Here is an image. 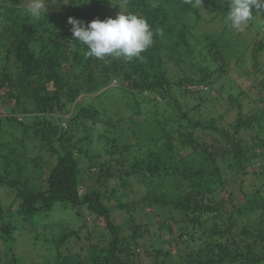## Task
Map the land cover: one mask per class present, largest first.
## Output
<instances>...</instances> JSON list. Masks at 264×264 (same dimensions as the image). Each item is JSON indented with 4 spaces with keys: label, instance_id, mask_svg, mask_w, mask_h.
I'll list each match as a JSON object with an SVG mask.
<instances>
[{
    "label": "trees",
    "instance_id": "obj_1",
    "mask_svg": "<svg viewBox=\"0 0 264 264\" xmlns=\"http://www.w3.org/2000/svg\"><path fill=\"white\" fill-rule=\"evenodd\" d=\"M44 2L46 10L33 17L24 0H0V136L7 151L0 170V243L31 246L34 264H137L139 247L153 264H166L159 259L175 254L155 248L161 231L180 247L186 218L193 223L189 232L200 226L206 239L183 243L189 251L174 264H264V165L253 173L263 187L242 192L236 205L218 164V157L229 156L243 169L258 157L242 148L251 131L258 141L264 129V109L249 100L252 94L264 105V27H253L257 11L234 29L226 22L230 0H201L198 8L185 0ZM110 2L150 25L153 43L143 59L89 57L73 38L69 17L85 24L114 18L106 10ZM245 67L259 74L241 73ZM233 69L238 80L260 78L259 87L228 95V108L209 107L220 94L218 82L225 78L229 85ZM116 91L131 99L125 118H110L103 107L116 100ZM200 134L216 140L204 147ZM222 142L228 150L217 156ZM83 174L91 182L85 193L79 190ZM219 190L227 198L214 199ZM144 203L152 210L144 229L132 219L114 223V210L132 214ZM54 208L66 210L67 218L46 222ZM88 213L110 238L86 237L85 253L73 252L71 239L94 225ZM6 259L22 264L16 256Z\"/></svg>",
    "mask_w": 264,
    "mask_h": 264
},
{
    "label": "rangeland",
    "instance_id": "obj_2",
    "mask_svg": "<svg viewBox=\"0 0 264 264\" xmlns=\"http://www.w3.org/2000/svg\"><path fill=\"white\" fill-rule=\"evenodd\" d=\"M30 3V0H24V7L28 8V5ZM106 10L108 12V14L114 16L117 15V13H119L120 11L123 12L125 14V9L123 8L122 5L120 4H111L108 7H106ZM257 11V10H256ZM264 8H261L258 10V14L260 15V17L256 18L254 21V25L253 27H264V23L262 21V18L264 17ZM263 16V17H262ZM241 73L243 74H259V73H253V69L251 67H245V68H241ZM231 78H230V82L229 85L227 84V81L225 80V78L222 81L218 82V87L219 88H215L217 89V91L220 92L219 96L216 99L213 100H208V106L213 108L214 105H217L219 107L222 108H228L230 107V101L228 100V95H232L237 96L238 94H240L241 91L247 90V89H251L249 88V85L251 86L252 84H254V86L259 87V82L261 81L260 78L256 79V80H252L251 78L248 79L247 84L245 81L242 80H238V78H234L236 77L233 74H237L236 69H233L231 72ZM219 80V79H218ZM217 80V81H218ZM239 83V85H238ZM254 93V92H253ZM116 95V100L110 104V106L108 105H104L103 107L107 110L108 112V116L110 118L115 119V117L118 115L120 117L125 118L127 116L128 113H130V111H128L129 107H127V105L131 102L130 97L128 96V94L123 95L120 91H116V93H114ZM249 94V93H248ZM90 99H93V97H91ZM80 102L83 100L82 97H80ZM249 100H251V103H255L257 105H255V107H260L261 109H264V105L259 104L258 100L259 98H254L252 94L249 95ZM202 101V99H201ZM200 101V102H201ZM253 101V102H252ZM108 104V102H106ZM250 103V102H249ZM106 106V107H105ZM2 108V107H1ZM0 108V118L2 119L5 116V109H1ZM21 118V117H20ZM225 120L228 121V117H225ZM221 123L223 125L226 126L225 121H223L221 119ZM260 130V137L259 140L257 141L255 138L256 135V131H251L249 137L243 142V146L242 148L245 149L246 152V156L247 157H251L253 154H257L258 157L257 159H250L245 165L243 169H240L237 167V163L233 162L232 163V159L229 156H223V160H220L221 157H218V164H219V170L221 173V177L223 178V180H229V182L225 185V192L228 190H231V192H233L234 194V203L236 205L241 204L243 202V195L242 192H246V193H251V192H255V190L257 188H262V178H256L253 173L255 171H260L263 168L264 165V129H259ZM205 134H200V136L198 137L200 140V144H202L204 147H209V144L213 143L214 140H212L209 136L204 137ZM208 139V140H207ZM5 142V140L1 139L0 136V170L3 164V156L7 153L6 149L1 147V143ZM216 142V141H215ZM221 149L223 150H228V146L226 143L222 142L221 146H218L215 151L217 152V156L218 154L221 153ZM201 157V161L205 160V156H200ZM244 161V158L242 159ZM231 162V163H230ZM243 173H247L248 176L246 175H242ZM232 179L235 180V182L231 181ZM243 180V184H241L242 186V191L239 189V182L240 180ZM89 178L86 176V174H83V180L81 182V185L79 186V190L81 193H85L86 190H88L89 188H91V182L88 181ZM261 191H263V189H260ZM142 194V193H141ZM141 194L136 195V200L141 198ZM143 195H145L143 193ZM213 197V196H212ZM219 197L222 198H227L226 193H224V191L219 190L217 195H214V199H218ZM210 200H214L213 198L209 197ZM228 203V202H227ZM142 207L144 209L142 210H137L134 209L132 214H126L123 211H119V210H114V213L112 214V217L114 218V223L116 225H121L124 226V224H128V221H130L131 219L133 221H135V223L140 224L142 226V228L144 229L146 224L151 220V217L148 216L147 214L149 213V211H152L151 209L148 208L147 204H141ZM229 205V204H228ZM227 205V206H228ZM229 207V206H228ZM66 210L63 209H58L54 208L48 215V218L45 220L46 222L50 223L51 220H57V219H64L67 218L66 216ZM72 213V211H71ZM69 214V213H68ZM176 214V213H174ZM92 215L90 213H88L89 217L86 220H89L92 226V223H94L92 229H86L83 228V230H80V235H81V239H78L77 237H74L73 239H71V241L68 243L69 244V248L73 251V252H77V253H81L84 254L85 251L83 250V245L86 242V237L87 238H91V241L94 242L99 235V238H102L104 240V242L107 240H109L110 235L107 233V231L103 228L102 226V222L100 221V219H96L95 217H91ZM261 217H258V220ZM264 218V216H263ZM37 219H34V221L36 222ZM185 223H183V228L182 230L185 231V234L183 236V241L181 242V246L180 247H176V240L174 237H172L167 231H161L162 234V239L160 240V244H158L155 248L158 249L159 247L163 248V249H169V251L171 252V254H175L174 256H172V258H160L159 260L161 261H165L166 264H174V260L178 257L184 258L186 255V252L189 251V249H187L188 246L184 245L183 243H188L187 245H191L193 243H191L192 240H198V237H201V239H206L205 234H201L202 232V228L196 227L198 232H196L197 230L195 229V231L193 233H190L189 230L191 229L193 223L191 220L187 221V219L185 218ZM253 222V220H249L246 222V225H248V223ZM244 223V222H243ZM78 224L79 221H76V223L72 226L73 228L78 229ZM245 224V223H244ZM181 225V226H182ZM29 227H31V224H29ZM41 227V226H40ZM39 227V230H41ZM123 235L127 234V231H125L124 229L122 230ZM188 235V236H187ZM103 236V237H101ZM24 238V236H22L20 238V240H22ZM166 239H169V243L167 244H163L165 242ZM80 240H84L83 242ZM19 242V240H18ZM15 243H17L15 241ZM168 245V246H167ZM18 245H15V247L13 246H3L0 243V264H7V259L9 257H14L16 256V259L18 262L22 263V264H34L35 260L38 259V257H36L33 253H32V247H25L22 248H17ZM159 248V249H160ZM144 250V251H143ZM139 260L137 262V264H153V257L150 255H147L145 252V248L143 247H139ZM5 256V257H4Z\"/></svg>",
    "mask_w": 264,
    "mask_h": 264
},
{
    "label": "clouds",
    "instance_id": "obj_3",
    "mask_svg": "<svg viewBox=\"0 0 264 264\" xmlns=\"http://www.w3.org/2000/svg\"><path fill=\"white\" fill-rule=\"evenodd\" d=\"M111 3V2H110ZM192 8H198L201 0H185ZM112 4V3H111ZM44 0H30L27 12L39 17L46 10ZM264 8V0H230L226 22L240 29L253 20L254 9ZM72 36L80 45L86 46V56L104 59L111 56L126 61L143 59L141 53L153 43V32L146 19L133 13H117L115 18H99L85 24L69 17Z\"/></svg>",
    "mask_w": 264,
    "mask_h": 264
}]
</instances>
